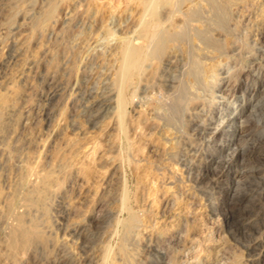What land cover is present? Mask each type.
<instances>
[{
  "label": "rangeland",
  "instance_id": "1",
  "mask_svg": "<svg viewBox=\"0 0 264 264\" xmlns=\"http://www.w3.org/2000/svg\"><path fill=\"white\" fill-rule=\"evenodd\" d=\"M48 1L0 0V264H125L116 222L125 184L141 219L126 240L128 264H264V0H227L225 30L212 32L224 49L211 91L199 89L176 123L156 116L154 99L129 105L126 135L111 87L137 0H56L44 19ZM183 63L179 53L157 81L148 77L147 94L173 93ZM221 115L235 133L215 130ZM40 175L46 210L26 200ZM18 214L36 219L44 239L12 256L7 233Z\"/></svg>",
  "mask_w": 264,
  "mask_h": 264
},
{
  "label": "bare ground",
  "instance_id": "2",
  "mask_svg": "<svg viewBox=\"0 0 264 264\" xmlns=\"http://www.w3.org/2000/svg\"><path fill=\"white\" fill-rule=\"evenodd\" d=\"M201 1L205 3L207 9L204 10V8L201 6L202 3L200 4ZM41 2L42 1H40V4H41ZM186 2L191 3V4L188 6V8L182 9L183 4H185ZM228 3H229V1H227V0H137V3H136L137 10H136V13H134V14H136V17H135V19H134V21H133V23L131 25V29H130V33H129L130 35L121 36L122 40H121V42H120V44L118 46L119 47V49H118L119 61H118L117 67L115 66L116 69H115L114 77L112 79L113 88L110 86L111 89H113V93H114V96H113V104H114L113 108H114V112H115L116 117H117V123L116 122L115 123L117 124V126H118V128H119V130H120L122 135L123 134L126 135V121L127 120L125 119V117L127 115L129 105H134V106H139L140 107V106H143V105L147 104L149 102V100L154 99L155 102H156L155 109L159 113L156 116L161 118V119H163L166 122L176 123L178 121V116L177 115L181 114V116H185V113L190 109L191 105L194 104L198 100V98L201 96V94H200L201 91L199 92V89H201L202 91L210 90L209 88L211 86L212 81H215L217 79V75H218V72H217V70H218V68H217V66H218L217 57L219 55H221V53H223V49H224L223 43L219 39L213 37L212 32L216 28L225 30L226 22L228 20ZM84 5H83V7H84ZM56 7H57L56 0H49L48 4H47V7L44 10L43 15H42V16H44V19L52 17L54 15L55 11H56ZM33 8H35V7H33ZM206 13H208V15ZM25 17H26V15H25ZM70 20H71V18L69 19V21ZM194 21H197V22L198 21H202L203 22V28L194 27L192 25V22H194ZM194 25H196V24H194ZM64 26H65V24H64ZM38 27H39V25H38ZM51 28H52V26H51ZM82 32H83V30H82ZM103 32H104V30H103ZM108 33H110V36H111L114 32L110 31V29H109ZM108 35H106V36H108ZM195 41H197L199 43L198 46L195 44ZM106 46H108V44ZM102 51H103V49H102ZM103 53H104V51H103ZM179 53L184 55V63H183V68H182L181 72H179L178 83H177V86L175 88V91L173 93L172 92L170 93V91H169V93H168L167 90L165 91V89H164L165 93H163V94L161 93L159 96H157V95L155 96L153 94H147V91H146V87L147 86H145V85H146V83H148L149 78L157 81L158 77H160V74H161L160 67L163 68V67L169 66L171 64L173 58H176V56L179 55ZM83 55H84V53H83ZM115 55H116V50H115ZM49 60H48V62H49ZM181 63H182V61H181ZM169 72H171V71H169ZM77 74H78V72H77ZM176 74H177V72H176ZM75 77L77 78L76 75H75ZM164 82H166V80H164ZM65 85H67V84L65 83ZM212 87H213V85L211 86V88ZM170 88H168V89H170ZM159 92H158V94H159ZM92 93H93V91H92ZM152 93H154V92H152ZM262 100H264V99H262ZM64 103H65V101H64ZM83 104H85V103H83ZM60 105H61V103H60ZM57 106H59V105H57ZM66 106H67V104H66ZM92 107H93V105H92ZM100 108H103V107L101 106ZM106 109H107V107H106ZM131 109H132V107H131ZM103 111H104V109H103ZM108 112H110V111H108ZM113 115H114V113H113ZM222 115H225V113H223ZM222 115L219 116V118L217 119L218 122L215 125V130L217 129L218 133L223 134V135H228V136L231 134V133H229L230 131H233V133H235V130H236L235 128H234V130H230V128L232 127L231 122L229 120L230 118H228V117L226 118L225 116H222ZM152 117H153V115H152ZM2 119H3V117H2ZM186 121H188V120H186ZM210 124H211V122H210ZM1 127H2V125H1ZM4 127H5V125H4ZM127 134H128V132H127ZM7 136H8V134H7ZM126 138H124V139L126 140ZM14 139H15V137H14ZM221 142L223 143V140ZM1 143H3V142H1ZM127 144L129 145V142ZM223 145H225V144H223ZM8 146H11V145H8ZM16 147H18V146H16ZM11 148H10V150H11ZM3 149L5 150V148H3ZM127 150H128V148H127ZM179 150H181V149H179ZM127 152L129 153V151H127ZM15 160H16V158H15ZM126 160H127V158H126ZM127 161H129V159ZM28 164H29V162H28ZM9 171H10V169H9ZM48 175H45V176L44 175L43 176L40 175V176H38L39 177V181L42 184L41 185L42 187L34 186L28 191L26 200L28 201L29 207H31V205H33V204H37V206H40V207H42L43 209L46 210V204H45L46 203L45 202L46 196L42 195V193H40V192L42 191L41 189H45V186L49 183ZM31 176H32V174H31ZM122 176H123V173H122ZM35 178H37V177H35ZM125 179L126 178H124V180ZM122 183H120V184H122ZM50 184L52 185L53 183H50ZM127 184H128V182H127ZM125 185L124 186L120 185V187L122 186L123 188H122V191H121V195H119L120 197L118 196L119 199H120V201H119L120 202V209H119V211H117L119 213V215L116 217V222L118 224H120L121 229H119V230L122 231V237H121V241H120L119 246H118V251L124 256L125 264H128L130 262V259H129L130 251L128 250V247H127L128 244L126 245V240H128L130 235L135 232V228L138 227L139 223L141 222V219L138 216V214L128 205L127 201L129 200V197L127 196V192L128 191L126 190V188L128 186L126 187ZM199 185H200V183H199ZM56 196H57V194H56ZM19 204H20V201H19ZM35 206H33V207H35ZM211 206H212V204H211ZM9 207L14 209V204L12 202H10L9 203ZM5 208H6V206H5ZM117 209H118V207H117ZM23 210H25V209H23ZM105 213H107V212H105ZM79 215H81V214H79ZM42 216H44V215H42ZM50 216L52 217V214ZM23 217L24 216L22 214H18V216L15 219V222L12 223L9 226V231L7 233V241H8L9 246H10L9 248L12 251V256H14L15 254L17 255L16 250L19 247L21 248V247H26V246L30 245L31 242H32L31 240L33 238L39 239L41 241L44 239V235H43L42 231L38 228V223H37L36 219H32V218H31V220L28 219V220H30V222L27 223V221H25V219ZM44 217H48V216H44ZM86 217H87V215H86ZM96 218H97V216H96ZM44 219H46V218H44ZM47 219H49V217ZM97 219H99V218H97ZM90 221H92V220H90ZM96 221H95V223H96ZM101 221H103V220L101 219ZM50 223L51 222H49V224ZM92 223H93V221H92ZM79 224H81V223H79ZM143 229H145V227ZM75 231H77V230H75ZM2 233H3V231H2ZM80 233H82V232H80ZM86 233H89V232H86ZM111 233H113V232H111ZM116 236L117 235L115 234V237ZM4 240H6V238ZM52 240H54V239H52ZM113 240L115 241V239H113ZM133 240H134V238H133ZM59 241H61V240H59ZM108 241H109V239H108ZM108 241H107V243H108ZM128 242H129V240H128ZM105 248H106V246H105ZM105 248H104V250H105ZM110 250L107 249V250H105V254H102V255H104L106 261H108V259L110 257V252L112 251V250L111 251ZM54 251H56V250H54ZM23 255H24V253H23ZM112 257H113V254H112ZM120 260H121V258H120ZM7 261H9V260H7ZM62 263H64V262H62ZM107 264H109V263H107Z\"/></svg>",
  "mask_w": 264,
  "mask_h": 264
}]
</instances>
